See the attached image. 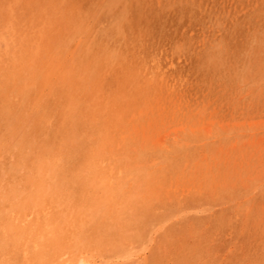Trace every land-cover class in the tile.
Wrapping results in <instances>:
<instances>
[{
    "label": "rangeland",
    "instance_id": "1",
    "mask_svg": "<svg viewBox=\"0 0 264 264\" xmlns=\"http://www.w3.org/2000/svg\"><path fill=\"white\" fill-rule=\"evenodd\" d=\"M0 44V264H264V0H0Z\"/></svg>",
    "mask_w": 264,
    "mask_h": 264
},
{
    "label": "bare ground",
    "instance_id": "2",
    "mask_svg": "<svg viewBox=\"0 0 264 264\" xmlns=\"http://www.w3.org/2000/svg\"><path fill=\"white\" fill-rule=\"evenodd\" d=\"M123 1V0H122ZM121 3V2H120ZM102 7V6H101ZM119 20V19H118ZM122 20V19H121ZM113 23H116V22H113ZM112 23V24H113ZM111 24V25H112ZM118 24V23H117ZM119 25V24H118ZM118 27V26H117ZM122 27V26H121ZM82 37V36H81ZM74 42V41H73ZM76 42V41H75ZM2 43V42H1ZM3 44V43H2ZM1 45V44H0ZM68 46V45H67ZM2 47V46H1ZM69 47V46H68ZM68 47H67V50H68ZM61 48V47H60ZM66 48V47H65ZM62 49V48H61ZM61 49H59L58 51H60ZM54 50V49H53ZM61 53H63V52H61ZM3 68V67H2ZM163 76V75H162ZM74 77V76H73ZM79 77V76H78ZM168 77V76H167ZM54 86V85H53ZM185 90V89H184ZM183 90V91H184ZM181 91V90H180ZM188 97V96H187ZM163 101V100H162ZM156 103V102H155ZM9 104V103H8ZM151 107V106H150ZM154 107V106H153ZM166 107V106H165ZM151 110V109H150ZM166 110V109H165ZM149 111V110H148ZM141 112V114L143 113L142 111H140ZM139 112V113H140ZM146 112V111H145ZM148 113V112H147ZM166 113V112H165ZM202 115V114H201ZM182 117V116H181ZM155 118V117H154ZM128 119V118H127ZM162 119V118H161ZM35 120H36V118H35ZM16 121H17V119H16ZM18 121H20V120H18ZM17 121V122H18ZM37 121V120H36ZM35 121V122H36ZM5 122V121H4ZM13 122V121H12ZM17 122H15V123H17ZM27 122V121H26ZM34 122V123H35ZM129 122V121H128ZM153 122V121H152ZM155 122H157V120H155ZM10 123V122H9ZM148 123H149V121H148ZM12 124H14V123H12ZM207 124V123H206ZM17 125V124H16ZM34 125V124H33ZM135 125V124H134ZM154 125V124H153ZM12 127V126H11ZM14 127H15V125H14ZM137 127V126H136ZM22 128V127H21ZM134 128V127H133ZM150 127H148L147 129H149ZM111 129V128H110ZM13 130V132L15 131L14 129H12ZM25 130V129H24ZM35 130H37V129H35ZM138 130V129H137ZM140 130V129H139ZM29 131H31V130H29ZM38 131V130H37ZM9 132V131H8ZM18 133V132H17ZM23 133V132H22ZM25 133V132H24ZM138 133V132H137ZM150 133V132H149ZM21 134V133H20ZM30 134H31V132H30ZM135 134V133H134ZM28 135V134H27ZM26 135V136H27ZM125 135V134H124ZM136 135H138V134H136ZM144 135V134H143ZM15 136V135H14ZM20 136V135H19ZM5 137V136H4ZM24 137V136H23ZM29 137V136H28ZM119 137V136H118ZM138 137V136H137ZM147 137V136H146ZM174 137V136H173ZM22 138V137H21ZM26 138V137H25ZM148 138V137H147ZM147 138H145V140H146V142H148L147 141ZM168 138V137H167ZM5 139V138H4ZM126 139V138H125ZM124 139V140H125ZM143 139V138H142ZM153 139V138H152ZM28 140V139H27ZM26 140V141H27ZM122 140V139H121ZM8 141V140H7ZM23 141H25V140H23ZM29 141V140H28ZM132 141H134V140H132ZM5 142V141H4ZM21 142H22V140H21ZM37 142V141H36ZM125 142V141H124ZM149 142H150V140H149ZM29 143V142H28ZM38 143V142H37ZM154 143V142H153ZM24 144V143H23ZM27 144V143H26ZM40 144V143H39ZM122 144V143H121ZM124 144V143H123ZM122 144V145H123ZM137 144V143H136ZM135 144V145H136ZM145 144H147V143H145ZM223 144V143H222ZM8 145V144H7ZM31 145H32V143H31ZM134 145V144H133ZM154 145V144H153ZM45 146V145H44ZM120 146V145H119ZM146 146V145H145ZM148 146V145H147ZM215 146V145H214ZM37 147V146H36ZM221 147V146H220ZM138 148V147H137ZM143 148V147H142ZM205 148V147H204ZM225 148V147H224ZM37 149V148H36ZM43 149H44V147H43ZM111 149V148H110ZM135 149V148H134ZM34 150V149H33ZM32 149H31V151H33ZM45 150V149H44ZM113 150V149H112ZM209 150V149H208ZM38 151V150H37ZM43 151V150H42ZM20 152V151H19ZM35 152V151H34ZM144 152V151H143ZM165 152H166V150H165ZM250 152V151H249ZM31 153V152H30ZM167 153H169V152H167ZM198 153V152H197ZM136 154V153H135ZM158 154V153H157ZM160 154V153H159ZM162 154V153H161ZM172 154V153H171ZM187 154V153H186ZM37 155V154H36ZM132 155V154H131ZM163 155H164V153H163ZM243 155V154H242ZM114 156V155H113ZM136 156V155H135ZM168 157H171V155H167ZM179 156V155H178ZM117 157H119V156H116V158ZM138 157V156H137ZM176 157V156H175ZM242 157H244V156H242ZM32 158V157H31ZM116 158H113V159H116ZM120 158V157H119ZM181 158V157H180ZM30 159V158H29ZM56 159V158H55ZM197 159V158H196ZM208 159H209V157H208ZM23 160V159H22ZM38 160H39V158H38ZM63 160V159H62ZM109 160H111V159H109ZM156 160V159H155ZM165 160H167V159H165ZM15 161V160H14ZM145 161H147V160H145ZM178 161V160H177ZM184 161V160H183ZM190 161V160H189ZM28 161H26V163H27ZM110 162V161H109ZM195 163H196V161H194ZM165 163V162H164ZM172 163V162H171ZM15 164V163H14ZM19 164V163H18ZM18 164H17V167H19L18 166ZM28 164V163H27ZM32 164V163H31ZM117 164V163H116ZM151 164V163H150ZM154 164V163H153ZM113 165V164H112ZM161 165V164H160ZM165 165V164H164ZM164 165H163V167H164ZM167 165V164H166ZM179 165H180V163H179ZM196 165V164H195ZM21 166V165H20ZM116 166V165H115ZM139 166V165H138ZM141 166V165H140ZM143 166V165H142ZM173 166V165H172ZM182 166V165H181ZM191 166V165H190ZM220 166V165H219ZM114 167V166H113ZM128 167V166H127ZM135 167V166H134ZM131 168V167H130ZM133 168V167H132ZM156 168V167H155ZM185 168V167H184ZM27 169V168H26ZM146 169V168H145ZM153 169V168H152ZM175 170V169H174ZM177 170V169H176ZM184 170V169H183ZM13 171V170H12ZM16 171V170H15ZM167 171H168V169H167ZM88 172V171H87ZM87 172H86V174H87ZM122 172V171H121ZM102 173V172H101ZM165 173V172H164ZM134 174V173H133ZM6 175V174H5ZM107 175V174H106ZM158 175V174H157ZM156 175V176H157ZM166 176V175H165ZM169 176V175H168ZM176 177H178V176H176ZM166 178H168V177H166ZM170 178H171V176H170ZM200 178V177H199ZM130 179V178H129ZM131 180V179H130ZM157 180H159V178L157 179ZM157 180H155V181H157ZM169 180V179H168ZM194 180V179H193ZM198 180V179H197ZM200 180H202V179H200ZM199 180V181H200ZM167 181V180H166ZM183 181H184V179H183ZM195 181V180H194ZM198 181V182H199ZM220 182V181H219ZM182 183H184V182H182ZM191 183V182H190ZM244 183V182H243ZM256 184V183H255ZM157 185V184H156ZM188 185V184H187ZM235 185V184H234ZM122 186V185H121ZM202 186H204V184H202ZM258 186V185H257ZM167 187V186H166ZM172 187H173V185H172ZM194 187V186H193ZM206 187V186H205ZM209 187V186H208ZM259 187V186H258ZM75 188V187H74ZM122 188V190H123V187H121ZM125 188H127V187H125ZM163 188V187H162ZM222 188V187H221ZM174 189H176V188H174ZM192 189V188H191ZM190 189V190H191ZM76 190H77V188H76ZM121 190V189H120ZM170 190V189H169ZM76 192V191H75ZM74 192V193H75ZM83 192V191H82ZM165 192V191H164ZM168 192V191H167ZM178 192V191H177ZM189 192V194H191L190 193V191H188ZM200 192H202V191H200ZM204 192V191H203ZM73 193V192H72ZM174 193H175V190H174ZM214 193H216V192H214ZM166 194V193H165ZM193 194V193H192ZM205 194V193H204ZM70 195H71V193H70ZM96 195V194H95ZM166 195H169V194H166ZM196 195V194H195ZM201 195H202V193H201ZM207 195V194H206ZM218 195V194H217ZM239 195V194H238ZM77 196V195H76ZM174 196V195H173ZM172 196V197H173ZM178 196V195H177ZM190 196V195H189ZM183 197V196H182ZM185 197V196H184ZM183 197V199L185 200V198ZM187 197V196H186ZM191 198H192V196H190ZM196 197V196H195ZM175 198V197H174ZM190 198V199H191ZM209 198V197H208ZM170 199V198H169ZM171 199H173V198H171ZM177 199V198H176ZM179 200H180V198H179ZM159 201V200H158ZM158 201H157V203H158ZM170 201V200H169ZM173 202V201H172ZM179 202V201H178ZM208 202V201H207ZM234 202V201H233ZM155 204V203H154ZM213 204V203H212ZM240 204V203H239ZM178 205H179V203H178ZM182 205H183V203H182ZM203 205V204H202ZM207 205V204H206ZM165 206V205H164ZM204 206V205H203ZM208 206V205H207ZM206 206V207H207ZM200 207V206H199ZM212 207V206H211ZM214 207V206H213ZM160 208V207H159ZM163 208V207H162ZM170 208V207H169ZM210 209V208H209ZM212 209V208H211ZM254 209V208H253ZM164 210V209H163ZM178 210V209H177ZM230 210V209H229ZM197 211H199V210H197ZM197 211H195V213H197ZM201 211V210H200ZM202 212V211H201ZM211 212V211H210ZM158 213V211L156 212V214ZM182 213V212H181ZM203 213V212H202ZM213 213V212H212ZM236 213V212H235ZM234 213V214H235ZM174 214V213H173ZM183 214V213H182ZM193 214H194V212H193ZM200 214V213H199ZM177 215V214H176ZM181 215V214H180ZM196 215H198V213L196 214ZM216 215V214H215ZM183 216V215H182ZM191 216V215H190ZM200 216V215H199ZM165 217V216H164ZM173 217V216H172ZM179 217V216H178ZM181 217V216H180ZM229 217V216H228ZM168 218V217H167ZM243 218H244V216H243ZM242 218V219H243ZM164 219V218H163ZM167 219H165V221H166ZM172 220V219H171ZM176 220V219H175ZM175 220H173V221H175ZM179 220V219H178ZM132 221V220H131ZM156 222V221H155ZM172 222V221H171ZM247 222H249V221H247ZM152 223H153V221H152ZM159 223V222H158ZM157 224V223H156ZM162 224V223H161ZM164 224V223H163ZM168 224H171V223H168ZM176 224V223H175ZM209 224H210V222H209ZM225 224V223H224ZM223 224V225H224ZM158 225V224H157ZM180 225V224H179ZM131 226V225H130ZM188 226V225H187ZM155 227V226H154ZM165 227V226H164ZM162 227H160V229H161ZM237 228V227H236ZM151 230V229H150ZM159 230V229H158ZM149 231V230H148ZM143 232H145L144 230H143ZM152 232V231H151ZM149 234V233H148ZM139 235H141V234H139ZM228 235V234H227ZM232 236V235H231ZM141 237V236H140ZM155 237H156V235H155ZM175 237V236H174ZM133 238V237H132ZM139 238V237H138ZM138 238H136L137 240H138ZM240 238V237H239ZM135 239V240H136ZM154 239V238H153ZM152 239V240H153ZM131 240V239H130ZM239 240V239H238ZM246 240V239H245ZM143 240H141V242H142ZM190 241V240H189ZM135 242V241H134ZM134 242H132V243H134ZM139 242V241H138ZM148 242V241H147ZM261 242V241H260ZM142 243H145V242H142ZM151 243V242H150ZM129 244V243H128ZM245 244V243H244ZM141 245V244H140ZM31 246V245H30ZM151 246V245H150ZM154 246V245H153ZM187 246V245H186ZM194 246V245H193ZM190 247V246H189ZM137 248H139V247H137ZM137 248H135V249H137ZM262 248H264V247H262ZM116 249V248H115ZM140 249V248H139ZM187 249H188V247H187ZM123 250H124V248H123ZM143 250V249H142ZM178 250V249H177ZM116 251V250H115ZM120 251V250H119ZM126 251H128V249L126 250ZM131 251V250H130ZM133 251V250H132ZM145 251V250H144ZM121 252V251H120ZM135 252V251H134ZM186 252V251H185ZM253 252H254V250H253ZM127 253V252H126ZM132 253V252H131ZM146 253V252H145ZM256 253V252H255ZM82 254V253H81ZM116 254V253H115ZM121 254V253H120ZM119 254V255H120ZM124 254V253H123ZM119 255H118V257H119ZM132 255V254H131ZM142 255V254H141ZM151 254H149L148 256H150ZM226 255V254H225ZM247 255V254H246ZM100 256H101V254H100ZM106 256H107V254H106ZM108 256H110L109 254H108ZM108 256L106 257V258H108ZM117 256V255H116ZM128 256V255H127ZM151 256H153V254L151 255ZM134 257V256H133ZM169 257V256H168ZM102 258V257H101ZM105 258V259H106ZM117 258V257H116ZM121 258H122V256H121ZM125 258V257H124ZM110 259V258H109ZM111 259H112V257H111ZM133 259V258H132ZM95 260V259H94ZM100 260V259H99ZM107 260V259H106ZM106 260H105V262H106ZM135 260V259H134ZM141 260V259H140ZM124 261V260H123ZM126 261V260H125ZM110 262V261H109ZM112 262V261H111ZM117 262V261H116ZM119 262V261H118ZM149 262V261H148ZM151 262V261H150ZM97 263V262H96ZM95 263V264H96ZM126 263V262H125ZM133 263V262H132ZM81 264H85V262L82 260L81 261ZM107 264H108V262H107ZM115 264V263H114ZM122 264V263H121ZM129 264V263H128ZM135 264V263H134ZM263 264V263H262Z\"/></svg>",
    "mask_w": 264,
    "mask_h": 264
}]
</instances>
